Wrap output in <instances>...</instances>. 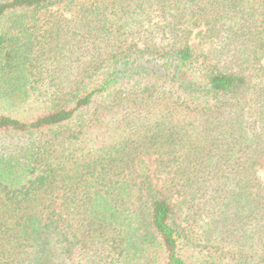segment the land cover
<instances>
[{"label": "trees", "instance_id": "16d2710c", "mask_svg": "<svg viewBox=\"0 0 264 264\" xmlns=\"http://www.w3.org/2000/svg\"><path fill=\"white\" fill-rule=\"evenodd\" d=\"M0 264H264V0H0Z\"/></svg>", "mask_w": 264, "mask_h": 264}]
</instances>
